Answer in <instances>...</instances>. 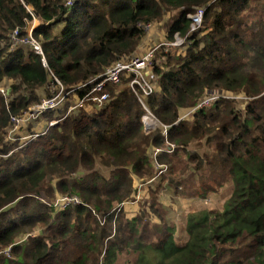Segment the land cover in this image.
<instances>
[{"label":"trees","instance_id":"16d2710c","mask_svg":"<svg viewBox=\"0 0 264 264\" xmlns=\"http://www.w3.org/2000/svg\"><path fill=\"white\" fill-rule=\"evenodd\" d=\"M68 2L0 0V264H99L103 249L105 263L114 264L140 222L120 218L111 237L108 214L130 199L134 176L154 177L152 154L167 164L172 183L202 196L231 184V195L221 210L190 212L182 244L168 226L158 243L137 239L135 264H264V0ZM200 8L202 26L191 32L189 16ZM167 13L175 15L167 42L177 34L185 42L179 52L164 45L154 51L158 89L144 97L161 123L154 131H145L143 105L129 87L131 77H123L105 86L109 99L102 105L95 101L64 117L66 106L59 108L61 121L19 149L7 140L17 129L13 118L53 95L56 80L70 91L101 79L135 54L147 26ZM33 20L40 22L32 35L47 65L29 45L12 46L11 34L27 36ZM216 90L240 98H221L181 117ZM77 93L83 97L85 90ZM241 97L247 101L238 109ZM168 142L176 145L171 153L164 150ZM104 157L108 171L98 172ZM58 192L74 193L107 222L89 228L97 220L89 206L58 209L40 199ZM32 230L37 233L24 248L18 242ZM9 246L12 259L1 254Z\"/></svg>","mask_w":264,"mask_h":264},{"label":"rangeland","instance_id":"374dc122","mask_svg":"<svg viewBox=\"0 0 264 264\" xmlns=\"http://www.w3.org/2000/svg\"><path fill=\"white\" fill-rule=\"evenodd\" d=\"M73 1V0H72ZM175 15L171 13H167L164 15V17L157 21L156 23H153L150 25V27L147 29L146 36L143 39L142 46L138 49V51L131 55L130 57L122 60L126 61L134 56H142L149 52L150 50H156L159 46L164 45L168 48H171L172 50L179 52L183 50V43L185 42V39L180 37L178 34L177 40L175 43L177 45H170L167 42L166 34L167 29L170 23L173 21V17ZM204 16V15H203ZM254 16V15H251ZM38 23H40L38 20H33L30 24V26L34 25L35 27L38 26ZM203 23V18H201V23L196 25L198 27L196 30H198ZM254 22H249L250 25H252ZM13 47L16 46H23L24 44H14L12 43ZM121 61V62H122ZM153 63V59H152ZM149 66V65H148ZM153 64L150 68L146 70L147 74V80L152 84V91L150 94H153L158 89V83L156 79L153 78V75L151 73ZM145 68L142 70V73H144ZM129 78L130 75L126 72H124L118 82L119 83L121 79ZM147 82V81H146ZM81 85V84H80ZM55 85L52 84L50 89V94L54 91ZM129 87H130V81H129ZM82 87L77 86L76 89H80ZM131 88V87H130ZM139 88V87H138ZM136 89L134 92L137 97H140V99L144 102V92L142 91V94H139L138 90ZM88 90H90L88 88ZM141 90V89H140ZM1 92V91H0ZM95 92H99L98 90H95ZM5 93V90H3V94ZM7 95V93L5 94ZM243 95V94H242ZM42 96V95H41ZM51 95H44L40 98V100L37 103L31 104L27 111L22 114L24 119L21 120H15L14 119V126L12 128L14 131H10L7 136V140L10 141L15 149H19L26 143H28L31 140L39 138V135L42 133V131L45 128H49V126L55 125L57 122L61 121V113H58V109L62 108L63 106H66L67 111L64 112V115L67 114H73V109L68 110L70 106L76 105L80 101V96L77 93V90L71 92L70 94H67V100L63 103L65 99L62 100L59 104H57L55 107H50L52 105V102L50 98ZM95 96V93L89 94V97L87 100L84 101V104L87 106H93L94 100L93 97ZM240 98L239 95L234 94L232 97ZM242 98V97H241ZM9 99V98H8ZM100 99H102V96H100ZM247 99L242 98V101H239L236 105L238 109H242L246 105ZM63 103V104H62ZM62 104V105H61ZM61 105V106H60ZM60 106V107H59ZM210 106V105H209ZM81 107H77L74 109L75 112L79 111ZM71 112V113H68ZM182 116L181 117H188V110H181ZM50 116V117H48ZM52 118V119H51ZM21 121L19 124L18 122ZM56 121L55 124L50 125L52 122ZM159 124V123H158ZM22 125V127H20ZM20 127V128H19ZM158 127V126H157ZM154 131V130H153ZM43 135V134H41ZM17 142L19 144H17ZM14 151L11 150V152ZM154 158V167H155V174L152 179L149 181H141L138 177L133 178V192L131 194L130 199L125 200L121 203H119L117 206H115L110 213L108 214V217L111 219L112 217V236H114L116 232V228L118 225V221L120 218H123L124 220L130 221L133 219H137L140 222L139 226V233H135L133 235V238L135 239L132 243L126 245L124 249L119 253V256L117 257V260L114 264H135L137 257H138V250L136 249L138 247L136 240L142 239L145 240V243L151 244V243H158L159 240H162V236L166 237L167 235L164 233L165 226L168 227H174L173 233L175 241L179 244H182L188 240V236L185 232V225L187 216L190 212L199 211V210H221L225 204V201L230 197L231 195V184H225L223 187L218 186L216 188L221 187L218 191H212L209 193H204L205 196H202L198 192L189 191L187 190L182 184H174L170 179H167V170L166 169L161 171V163H159L154 154H152ZM108 160L107 157H104L102 159V163L98 165V172H107L108 169L107 165L104 163ZM109 161V160H108ZM166 164V163H165ZM167 165V164H166ZM47 189L49 187L46 186ZM215 190V189H214ZM71 195H75L74 193H67L62 194L58 192L55 194L51 200L48 199V197L45 196V194H42L40 196V199L43 202H46L49 205H53L56 208H64L68 205L77 206V205H84L89 206L88 204L82 202L77 204H66L67 198H69ZM91 204H95L94 202ZM88 210L91 211L93 216L97 218L91 219L88 222L89 228H100L103 226L107 221L103 215H101L96 208L93 206L86 207ZM113 213V215H112ZM159 228V231H157ZM34 232V235H36L37 231L32 230ZM33 235V236H34ZM108 239V238H107ZM107 239L104 241L105 246L107 244ZM29 237H26L25 239L19 240V244L23 245L24 248L29 246ZM104 246V247H105ZM141 246V245H140ZM151 251L148 253V255H151ZM2 257L7 259L14 258L13 256V250L12 246L11 249L7 251V253H3ZM99 264H106L105 263V254L104 249L101 255L99 256Z\"/></svg>","mask_w":264,"mask_h":264},{"label":"built area","instance_id":"2783aa9c","mask_svg":"<svg viewBox=\"0 0 264 264\" xmlns=\"http://www.w3.org/2000/svg\"><path fill=\"white\" fill-rule=\"evenodd\" d=\"M72 3H73V1L69 0L68 5H71ZM204 13H205V9L200 8L197 10L196 13L189 16L191 18V21H192L191 28H190L191 32L196 31V29L198 28V27H196V25L199 26V24L201 23V18H203ZM34 27H35L34 25L29 26L28 27V35L24 36V37H20L17 30H15L11 34L12 42L14 44L22 43L25 45H29L35 54L41 56L42 63L44 65H47V58H46V55L44 53L43 46H42L41 42L39 40H37L32 35V31H33ZM149 27H150V25L147 26V29ZM176 40H177V36H176L175 41ZM175 41L171 42L169 44L170 45H177L175 43ZM153 56H154V50H150L149 52H147L146 54H144L142 56H134V57H132L126 61H122V62L119 61L116 64H114L113 66H111L110 68H108L105 71V73L102 75L101 79H99V80L93 79L89 82L83 83V84L79 85L80 87H82L80 89H76L77 88L76 87L73 90L65 91L62 84L60 83V81L56 80L58 86H56V92L50 96L51 100H49V101L52 102V105L50 107L51 108L55 107L57 104L62 102L63 99H65L63 101V103H64L67 99L66 95L70 94L74 90H85V95L83 97H80L81 99L76 105L70 106V108L68 110L73 109V113L75 112L74 111L75 108L83 106L84 101L87 100L89 97V94H92V93L93 94L95 93L93 100L96 101L98 103V105H102L104 102H106L109 99V94H108V92H105V89H104L105 86L109 83L118 82L124 72L128 73L131 77V79H130L131 89L134 92H136L135 90L139 87L141 89L140 90L138 88L139 94H142V91H143L144 95L148 96V95H150V93L152 91V84L147 80L146 70L148 68H150L151 65L153 64L152 63ZM144 68H145L144 73H142V70ZM88 88L90 90H88ZM95 90H98L99 92H95ZM54 91H55V89H54ZM2 92H3V89H2ZM99 93H101V95H99ZM100 96H102V99H100ZM233 96H234V94H232L231 92H228V91H224V90L223 91H217V90L216 91H210V93L208 95H206L201 101H199L195 106H193L189 109H184V110H188V114H189L195 110L205 108V107L213 104L214 102L218 101L221 98H232ZM139 100L142 103L143 108L145 110V113L142 117V123L144 125V129L146 132L153 131L157 128V126H160L161 123L154 116V114L151 112V110L145 104V102H143L140 99V97H139ZM68 113H71V112L68 111ZM14 119L22 121L24 119V117L23 116L14 117L13 122H14ZM21 121H19L18 124ZM55 123H56V121L52 122L50 125L55 124ZM164 133L165 134L167 133L166 126L164 127ZM175 148H176L175 144L168 142L167 146L165 147L164 150L171 153L174 151ZM160 165H161V167H163V168H161V171H163L167 167L166 164H160ZM80 202H81V200L78 196L71 195L69 198H67L66 204H69V203L77 204ZM33 235H34V232H30L29 234L25 235L22 238V240L25 239L26 237H33ZM9 249H11V246H9L5 250H3V252L1 254L7 253V251Z\"/></svg>","mask_w":264,"mask_h":264}]
</instances>
